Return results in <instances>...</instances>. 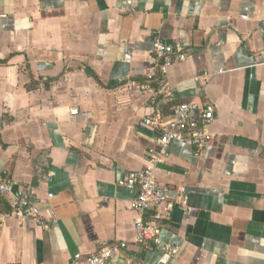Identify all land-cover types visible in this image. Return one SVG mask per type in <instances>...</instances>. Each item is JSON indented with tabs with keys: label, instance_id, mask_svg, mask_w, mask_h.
<instances>
[{
	"label": "crops",
	"instance_id": "obj_1",
	"mask_svg": "<svg viewBox=\"0 0 264 264\" xmlns=\"http://www.w3.org/2000/svg\"><path fill=\"white\" fill-rule=\"evenodd\" d=\"M156 39L187 54L174 103L216 110L209 145L173 142L156 171L179 203L160 236L176 255L136 242L119 185L156 149L144 119L172 106L127 89ZM0 181L56 213L42 228L1 202L0 264H80L116 243L114 264H264V0H0Z\"/></svg>",
	"mask_w": 264,
	"mask_h": 264
},
{
	"label": "built area",
	"instance_id": "obj_2",
	"mask_svg": "<svg viewBox=\"0 0 264 264\" xmlns=\"http://www.w3.org/2000/svg\"><path fill=\"white\" fill-rule=\"evenodd\" d=\"M151 54L154 65L146 74L145 81L129 82L127 89L138 90L153 97L162 94L172 106L168 115L158 110L144 119V125L158 133L156 149L142 170L128 174L119 185L136 193L133 202V209L137 214L134 221L136 242L152 243L163 247L165 252L176 255L178 249L163 244L160 236L163 226L171 219L175 205L178 206L179 203L171 197L168 187L159 185L156 171L173 142L190 141L199 150H204L209 145L211 137L207 128L215 121L216 110L212 105H200L194 101L174 103L168 73L173 64L187 60V54L179 43L167 45L156 39ZM72 113L77 114L78 110H73ZM52 177L53 172L49 170L42 176V181L50 182ZM53 198L54 195H48V202ZM3 201H8L11 210L20 220H32L42 228H48L50 220L56 218L51 207L45 208L48 218L43 215L45 210L33 189L15 190L11 184L0 181V203ZM163 205H167L166 212L161 211ZM126 248L127 243L113 244L88 256L80 264H114V259Z\"/></svg>",
	"mask_w": 264,
	"mask_h": 264
}]
</instances>
